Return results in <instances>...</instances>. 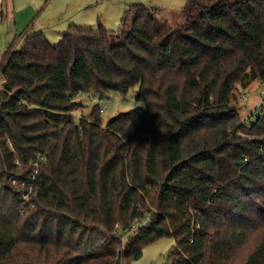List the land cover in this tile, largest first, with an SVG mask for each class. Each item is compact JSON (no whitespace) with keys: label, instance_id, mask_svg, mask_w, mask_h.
I'll return each mask as SVG.
<instances>
[{"label":"trees","instance_id":"16d2710c","mask_svg":"<svg viewBox=\"0 0 264 264\" xmlns=\"http://www.w3.org/2000/svg\"><path fill=\"white\" fill-rule=\"evenodd\" d=\"M157 12L2 56L0 264H129L163 237L166 264H264V111L234 105L264 88V0H186L173 27ZM134 87L144 110L83 116L81 95Z\"/></svg>","mask_w":264,"mask_h":264},{"label":"rangeland","instance_id":"374dc122","mask_svg":"<svg viewBox=\"0 0 264 264\" xmlns=\"http://www.w3.org/2000/svg\"><path fill=\"white\" fill-rule=\"evenodd\" d=\"M84 0H0V64L2 56L8 50H19L22 42L19 35L26 32L41 30L50 46L58 44L69 25L73 24L87 29H96L98 24L108 32H116L120 20L128 7L144 5L158 10L156 18L173 27L181 24L178 14L186 0H90V9L79 10ZM87 15V16H86ZM71 23V24H70ZM3 89L0 79V91ZM137 87L122 94L110 91L100 99L105 108L100 116L102 125L108 120L130 111L144 110L142 101L135 99ZM235 107L239 119L246 124L264 111V88L253 82L242 91L238 86L234 92ZM93 98L96 94L81 95L77 100L82 105V114L85 116L94 106ZM80 113H75L78 119ZM251 240L252 247L257 238L263 233L257 232ZM175 246L171 237H163L144 247L141 256L129 264H166V254Z\"/></svg>","mask_w":264,"mask_h":264},{"label":"built area","instance_id":"2783aa9c","mask_svg":"<svg viewBox=\"0 0 264 264\" xmlns=\"http://www.w3.org/2000/svg\"><path fill=\"white\" fill-rule=\"evenodd\" d=\"M93 103H94V105H97V106L99 107V109H100V113L102 114L103 111H104V108H105V104H104V102H103L100 98H93ZM41 162H43V158H39L38 161H35V163L33 164V167H34V168H37L38 165H39ZM22 199H25V196H24ZM148 219H149V218L147 217V218H144V219H142V220H140V221H134V222L131 224V226H130L128 232H127V234H131V233L137 231L138 229H140V228H142V227H146V225H147V223H148ZM124 238H125V236H123V237L121 238V241H122V242H123Z\"/></svg>","mask_w":264,"mask_h":264},{"label":"crops","instance_id":"0c3cea01","mask_svg":"<svg viewBox=\"0 0 264 264\" xmlns=\"http://www.w3.org/2000/svg\"><path fill=\"white\" fill-rule=\"evenodd\" d=\"M90 3H92V2H90V0H84L83 1V4L81 5V6H79V10L80 11H82L83 9H86V10H88V9H90ZM87 16V15H86ZM71 24V23H70ZM69 26H75V25H73V24H71V25H69ZM68 26V27H69ZM102 26V25H101ZM68 27H67V29H68ZM76 27H79V26H76ZM82 28V27H81ZM66 29V30H67ZM33 33H41L42 35H43V33L41 32V30L39 31V30H35V31H33Z\"/></svg>","mask_w":264,"mask_h":264}]
</instances>
